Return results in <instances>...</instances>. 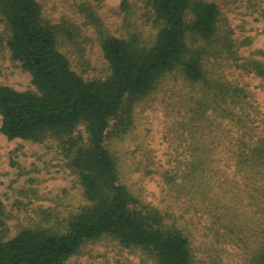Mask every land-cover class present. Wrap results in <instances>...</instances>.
Listing matches in <instances>:
<instances>
[{
  "label": "rangeland",
  "instance_id": "rangeland-1",
  "mask_svg": "<svg viewBox=\"0 0 264 264\" xmlns=\"http://www.w3.org/2000/svg\"><path fill=\"white\" fill-rule=\"evenodd\" d=\"M39 1L44 18L58 26L60 50L87 80L110 74L103 37L135 35L149 46L159 31L149 0ZM210 1L219 5L220 26L232 30L239 62L263 60L264 0ZM4 27L0 23V85L35 90L31 74L11 57ZM216 61L209 64L215 75L249 92L244 103L226 105L233 116L211 109L201 114L196 103L201 87L173 72L134 105L107 146L120 179L141 203L188 236L193 264H255L264 243V166L251 168L243 160L264 137V78L238 68L233 59ZM85 202L59 140L9 139L0 131L4 239L25 228L65 232ZM66 264L158 263L148 251L106 236L84 244Z\"/></svg>",
  "mask_w": 264,
  "mask_h": 264
},
{
  "label": "trees",
  "instance_id": "trees-1",
  "mask_svg": "<svg viewBox=\"0 0 264 264\" xmlns=\"http://www.w3.org/2000/svg\"><path fill=\"white\" fill-rule=\"evenodd\" d=\"M149 2L159 28L154 43L142 44L135 35L103 37L110 74L87 80L60 50L58 26L44 18L39 0H0L11 57L31 74L35 86L19 91L0 85V131L9 139L59 140L86 200L65 232L25 228L10 239L2 236L5 213L0 203V264H66L84 244L106 236L148 251L158 264H193L188 236L165 222L157 209L142 204L120 179L107 140L116 127L127 124L134 105L173 72L201 87L196 101L201 114L211 109L233 116L226 105L244 103L249 92L215 75L210 59L217 64L233 59L238 68L264 78V51L259 50L263 60L239 62L232 30L220 26L216 1ZM243 162L251 168L264 166V137L248 148ZM255 264H264V243Z\"/></svg>",
  "mask_w": 264,
  "mask_h": 264
}]
</instances>
